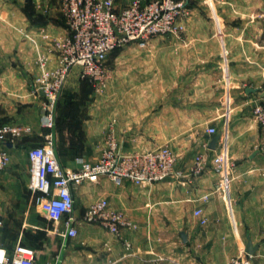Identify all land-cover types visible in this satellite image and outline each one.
Segmentation results:
<instances>
[{"label": "crops", "instance_id": "0c3cea01", "mask_svg": "<svg viewBox=\"0 0 264 264\" xmlns=\"http://www.w3.org/2000/svg\"><path fill=\"white\" fill-rule=\"evenodd\" d=\"M179 1L187 13L179 19L178 34L110 54L104 95L83 92L86 83L79 78V68L72 69L56 106L52 133L56 157L66 170L77 169L79 159L94 162L112 130L124 151L167 145L182 177L145 186L126 180L116 184L105 176L83 182L72 191L77 219L90 203L105 198L132 226L123 228L120 238L84 223L76 225L74 238L49 231L34 264H228L241 255L245 264H264V127L252 117L261 93L227 77L223 84L222 76L215 79L207 69L210 54H253L255 46L249 41L255 36L239 27L245 15L238 14L235 0H216L221 9L235 11L214 18L215 23H230L218 31L199 14L197 0ZM129 2L114 0L117 8ZM246 17L248 25L253 20ZM66 34L57 0H0V123L31 128L12 144L0 145L9 155L0 176V248L7 252L15 244L2 239L5 233L21 235L48 221L37 207V194L28 188L27 151L47 133L34 86L40 72L37 58L46 56L48 67H53L51 42ZM258 48L264 50V44ZM243 66L251 69L248 62ZM116 88H124L125 94H112ZM209 127L220 134L214 150L208 148L215 136L206 132ZM222 153L228 163L225 175L211 166L212 158ZM198 156L206 164L195 175L191 169ZM196 209L205 224L194 216ZM57 230L63 231L62 224ZM248 240L256 248L253 254L245 252Z\"/></svg>", "mask_w": 264, "mask_h": 264}, {"label": "built area", "instance_id": "2783aa9c", "mask_svg": "<svg viewBox=\"0 0 264 264\" xmlns=\"http://www.w3.org/2000/svg\"><path fill=\"white\" fill-rule=\"evenodd\" d=\"M65 18L67 34L52 40L55 64L48 67V58L40 55L37 65L40 70L34 79V86L41 102V125L47 130L43 140L27 151L29 168L28 188L36 196V204L45 218L56 226L62 224L63 237L74 238L77 224L97 225L117 238L121 230L132 224L119 210L112 208L107 199L90 203L83 216L73 215L72 191L83 182L95 183L99 177H108L119 184L126 180L134 185L157 184L170 178L182 177L175 170L176 155L167 146L139 151H124L112 130L105 136V146L94 162L78 160L74 170L63 168L54 151L55 110L62 95L65 82L73 68H79V78L87 79L96 92L107 83L109 70L106 61L110 54L127 45L146 46L152 39L178 34L182 27L179 19L187 10L179 0H130L117 8L114 0H57ZM46 38V36H44ZM0 87V100H1ZM253 119L264 127V94L254 105ZM209 135H216L214 127L207 128ZM31 133V128L13 123H0V145L12 144L15 140ZM9 163L7 151L0 148V176ZM206 164L202 156L196 158L191 169L199 174ZM215 173L225 175L228 163L224 153L212 158ZM221 189L218 183L216 190ZM200 224H205L200 209L193 212ZM2 222L0 220V226ZM125 248L130 244L124 242ZM36 252L33 248L16 243L7 252L0 248V264H34ZM107 264H112L108 262ZM228 264H245V256L230 258Z\"/></svg>", "mask_w": 264, "mask_h": 264}, {"label": "rangeland", "instance_id": "374dc122", "mask_svg": "<svg viewBox=\"0 0 264 264\" xmlns=\"http://www.w3.org/2000/svg\"><path fill=\"white\" fill-rule=\"evenodd\" d=\"M235 1L239 3L238 14L245 15L244 17L245 19H243L244 21L242 20L239 27L241 28L247 27V30L249 32L254 33L255 36L254 40L252 41V43L249 41L250 45L252 44L255 46L254 53L249 55H230V54L226 55L223 53L222 55H215V54L207 55L208 58L207 69H209L208 71L210 72V74L216 75L214 77L215 79H218L217 77L221 79L222 76L221 80L223 84H225L227 77L230 79L231 83L238 82L240 84H245L253 88H257L258 92L261 93V95H259V98H262L264 94V69H263L264 50L262 48H258V46H262L264 44V40H263L264 0H235ZM197 2H199V8H198L199 14L207 18V24L209 26H210V22L212 23L214 31L221 30V28L222 30H224L223 27L224 25L226 26V28L230 26V23H225L224 25L215 23L214 18L220 14H227V15L235 14V11L233 12L232 8L223 7L221 9V7L219 6L216 0H197ZM234 10L236 9L234 8ZM246 16H248L249 20L251 19L253 20L252 22H249L248 25L246 24V19H247ZM219 46L220 44H218V46L209 45V47L212 49L214 47L219 48ZM243 62H248L251 65L250 66L251 69L249 71H247L246 67L243 66ZM217 66H219V68ZM83 90L84 91L86 90V93L88 94L102 96L106 91H108V88L107 86H105L102 90L96 92L92 84L86 82L85 87L82 88V91ZM111 93L115 95H120V94L124 95L125 89L122 88V92H120L119 89L116 88L112 90ZM49 231L56 233L57 226L55 227L53 223L47 221V223H44V225L41 228L28 229L26 231H22L21 235L20 232H14L16 233L15 237H14L15 235L14 233L11 232H8L7 234L5 233L2 239L7 241H12L11 243L13 245L20 242L27 246H30L35 250L37 255L41 253V249L43 247L44 241L46 240L47 232ZM14 238L16 240H13Z\"/></svg>", "mask_w": 264, "mask_h": 264}, {"label": "water", "instance_id": "95a60500", "mask_svg": "<svg viewBox=\"0 0 264 264\" xmlns=\"http://www.w3.org/2000/svg\"><path fill=\"white\" fill-rule=\"evenodd\" d=\"M252 91H254V90H252V89H248L246 92L248 93V92H252ZM219 138H220V134H217V135H215L211 140H210V143H209V146H208V148L210 149V150H214L215 149V147H216V143H217V141L219 140ZM182 237H183V239H184V235H182ZM255 247H253L252 245H251V242H250V240H248V242H247V245H246V247H245V252L247 253V254H253V252L255 251Z\"/></svg>", "mask_w": 264, "mask_h": 264}, {"label": "trees", "instance_id": "16d2710c", "mask_svg": "<svg viewBox=\"0 0 264 264\" xmlns=\"http://www.w3.org/2000/svg\"><path fill=\"white\" fill-rule=\"evenodd\" d=\"M82 82H84V83H86V82H88L89 84H90V82L87 80V79H84V80H82ZM61 97V96H60ZM60 100V99H59ZM59 100H58V102H59ZM58 102H57V104H58ZM57 106V105H56ZM54 125H55V121H54ZM22 245H25V244H23V243H21ZM25 246H27V245H25ZM29 247V246H28Z\"/></svg>", "mask_w": 264, "mask_h": 264}]
</instances>
